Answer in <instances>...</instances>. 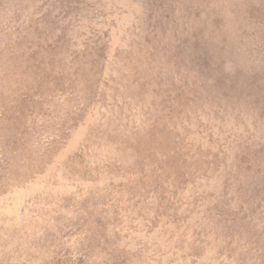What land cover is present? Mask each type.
<instances>
[{
	"label": "rangeland",
	"instance_id": "obj_1",
	"mask_svg": "<svg viewBox=\"0 0 264 264\" xmlns=\"http://www.w3.org/2000/svg\"><path fill=\"white\" fill-rule=\"evenodd\" d=\"M0 264H264V0H0Z\"/></svg>",
	"mask_w": 264,
	"mask_h": 264
}]
</instances>
